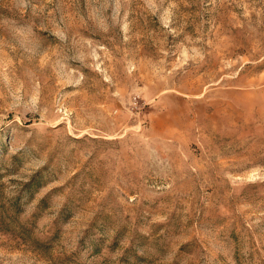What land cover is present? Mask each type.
<instances>
[{
	"label": "rangeland",
	"instance_id": "obj_1",
	"mask_svg": "<svg viewBox=\"0 0 264 264\" xmlns=\"http://www.w3.org/2000/svg\"><path fill=\"white\" fill-rule=\"evenodd\" d=\"M0 264H264V0H0Z\"/></svg>",
	"mask_w": 264,
	"mask_h": 264
}]
</instances>
